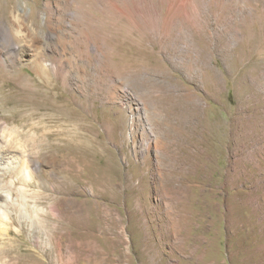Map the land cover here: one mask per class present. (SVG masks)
I'll return each instance as SVG.
<instances>
[{
  "label": "rangeland",
  "instance_id": "1",
  "mask_svg": "<svg viewBox=\"0 0 264 264\" xmlns=\"http://www.w3.org/2000/svg\"><path fill=\"white\" fill-rule=\"evenodd\" d=\"M257 2L235 28L240 0H0V151L15 158L1 181L16 182L10 200L0 187V264H264ZM16 16L25 59L47 47L53 60L60 42L67 84L13 63L2 29ZM51 92L77 117L50 119ZM26 161L41 169L29 183Z\"/></svg>",
  "mask_w": 264,
  "mask_h": 264
},
{
  "label": "bare ground",
  "instance_id": "2",
  "mask_svg": "<svg viewBox=\"0 0 264 264\" xmlns=\"http://www.w3.org/2000/svg\"><path fill=\"white\" fill-rule=\"evenodd\" d=\"M240 1L242 3V6L239 8V12L235 16L233 15L232 20H231V24H233V26L235 28H238V26L240 24L246 22L249 18L254 16V8L251 5L255 2H257L258 0H240ZM16 24L19 25V19L17 18V16L15 17V22L12 20H9L8 25L4 29H2L3 34H4V40H3L4 44L8 45V46H15L16 47V57L12 60L13 63H16V61H18V60L20 62V59H21L22 61L28 62V64L33 65V70L39 78L51 80L52 77H57L60 80L62 79L67 84V79L64 76L65 64H64V57H63V49L60 46V42L56 44L55 50L53 52L54 56H55L53 60L47 59V55H48L47 47L41 48V49L39 48L40 50L36 53V55H33L31 59H29V58L25 59V55L29 51L28 48L30 47V45H29L30 40H28L29 38H27L26 34L21 29H17L15 27ZM225 28L227 30L228 35H231L230 31H229V23L225 24ZM95 61L97 62V64H98L97 66L100 69H103L105 67V62H103V59L101 60L99 58H95ZM95 61H94V59H92L88 63V65L89 66L94 65ZM2 64L5 65V63H2ZM97 66L95 68H97ZM106 74H107V72L104 75H106ZM140 87H139L138 91H141V92L144 91L143 87L142 86H140ZM8 97H9V99L7 101L8 105H10V106L14 105L16 102L15 93L12 91ZM43 97H44L43 102L39 103V108L41 110L50 112L52 117L55 116L54 118L51 117L50 119L54 120L56 123H60L61 120H63L64 115L66 113H69V116H68V114H67V116L71 119H74L77 117V115H78L77 111L74 108H72V106L69 103L59 101L58 97L56 98V94L53 95V93L51 92L48 94H43ZM5 98H6V96L5 97L3 96V101L5 100ZM4 105H6V104H4ZM135 121H136L135 117L133 116L132 122H131L132 132L136 129L135 128ZM146 129H147V127H144V129H143L144 133L143 134L147 138V147H148V150L150 152V149H151L152 144H153L152 143L153 140L148 135V131ZM57 132H59V131H57ZM57 132L56 133L51 132V136H54L55 134H57ZM59 135H61V133ZM166 135H167V137H171L172 132L168 131L166 133ZM71 137L74 138V140H77L76 138L78 136H76V134H75L74 137L73 136H71ZM77 144L75 141L74 146H77L76 148H79L80 154L82 156H85V159H87L86 155L88 154V152H91L90 150L92 148L90 143H87V142L82 141V140L81 141L77 140ZM14 160H15L14 157H11L8 155L2 156V153L0 151V187L9 188L8 192H6V194H7L6 197L8 200L12 199L13 190H14V187L16 186V182H15V180L2 182L1 179L2 180L5 179L6 175L9 173V172L8 173H2V170L3 169H6V170L11 169L12 171L15 170V168L13 167ZM27 162H29V161H26L24 166L22 167V179L24 182L29 183L33 179H35L37 172L40 171L41 169L39 166L33 169L30 167V165ZM108 170H107V168L103 169L101 171L102 174H100L99 178H98V182L100 183V185H103L105 187L107 194L112 193V190H111L112 184L110 183L111 179H110L109 175L107 174ZM83 175H84V173H81L79 176L80 180H82V181H84L82 179ZM89 183L87 181L86 184H89ZM1 192L3 193V191H1ZM1 213H3V215L6 217V219H7V217H10L8 211H1L0 210V215H1ZM8 248H10V247H8ZM4 250L9 251L10 249H7V247H5Z\"/></svg>",
  "mask_w": 264,
  "mask_h": 264
}]
</instances>
